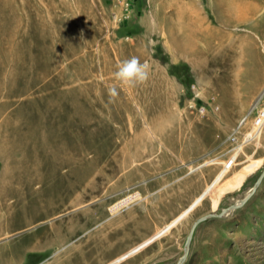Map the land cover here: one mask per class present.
<instances>
[{
  "label": "rangeland",
  "instance_id": "374dc122",
  "mask_svg": "<svg viewBox=\"0 0 264 264\" xmlns=\"http://www.w3.org/2000/svg\"><path fill=\"white\" fill-rule=\"evenodd\" d=\"M27 1L29 23L2 31L9 59L2 63L0 257L56 264L65 256L67 263L85 236L29 258L26 249L93 209L158 226L118 257L122 264H176L194 222L239 202L264 170V82L235 120L234 110L215 109L231 77L264 76V0ZM133 56L148 62L147 80L112 97L113 73ZM152 88H169L168 101L151 102ZM225 132L229 140L216 147ZM204 148L214 154L197 157ZM52 186L56 196L76 188L80 202L51 201L45 189ZM183 264H264V178L244 206L197 225Z\"/></svg>",
  "mask_w": 264,
  "mask_h": 264
},
{
  "label": "crops",
  "instance_id": "0c3cea01",
  "mask_svg": "<svg viewBox=\"0 0 264 264\" xmlns=\"http://www.w3.org/2000/svg\"><path fill=\"white\" fill-rule=\"evenodd\" d=\"M29 8L30 6H28L27 0H0V23L1 22L6 23V27L5 25L0 26V30H1L0 31V108H6V105L8 103V81L7 80L5 81V75L2 71L3 69L2 63L4 58L9 59V48H8V44L6 46V41H7L6 33L2 31H9V28L13 30V22L14 25L16 22V27L14 31H18V28L20 26L29 23L30 17H28L29 15L27 14L29 13ZM38 18L39 21L37 23L40 24L41 23L40 15H38ZM48 21H50V19ZM44 22L45 19L42 21V23ZM42 25L45 26V24ZM15 37L17 36L15 35ZM245 72H246L245 73L246 76L244 77V80L242 82L236 80L234 76L231 77L230 88L221 89L219 104L217 103L218 105H215V109L217 110H219L220 107L221 109L223 108V110L224 109L234 110L235 113L232 114L234 120L238 116L237 114L238 111L240 112L247 111L251 107L255 98L259 94L260 89L262 88L264 82V76L254 77L252 72H250L249 70H246ZM240 77L243 78L242 75ZM160 89L161 92L159 93L157 92V90H159L158 88L150 89L151 102L158 104L160 102L163 103V101L164 102L168 101L169 88L168 89L160 88ZM136 96L139 97L138 95ZM143 96L140 97V100L144 101L145 99ZM166 110H168V108ZM262 110H264V108ZM257 119L258 118L254 119L250 129H252L255 125H257V121H256ZM234 124L235 122H230L229 125L233 126ZM208 130L209 129H207V132L205 130V132L208 133ZM210 131L211 130H209V132ZM231 132L228 133L225 132L226 134L225 137L223 136L220 137V135H218L217 136L218 142L215 144V146L220 147L221 145L226 143L229 140V137L231 136ZM249 133L250 132H248V134ZM247 139L249 138L247 137V135H245L243 140H247ZM211 152L212 151H209V149L204 148L203 153H198L197 157L200 156L199 158L201 157L204 158L211 154H214ZM218 154L220 155L219 157L222 158L227 153L226 154L218 153ZM52 187H53L52 189L50 188L45 189L47 192L46 196L51 201H57V204L59 201H64V204L67 205H77V203L80 202L79 199L77 200L78 192L76 188H73L71 191L67 190L66 188L63 190L62 194L58 193V195L56 196L57 192L55 191L56 190L55 186ZM89 203H90L89 206L91 207L94 204V202H89ZM126 215L127 213L125 215H122L121 217H115L109 214H104V212H100L99 214L95 215L94 210L89 209L84 216H81L79 218V215H77L66 222H61L55 225V227H52L50 230H47V232H44V234L37 241V244H33L32 246H30V248L26 249L27 257L29 255L37 256L42 253L49 252V250L54 247L58 248L62 245L63 242H65L66 239H68V243H69V242H73V238L75 237L77 238L80 236H85V241L81 242L80 246L78 245L77 247H73L71 249L70 254L72 256L70 257V261L64 263L63 260H65L66 257L61 256L59 259L60 261H57L56 264H109L110 262L117 259L121 255H124L125 253L129 252L131 249L135 248L136 246L140 245L147 239L151 238L157 231H159L158 226L155 224V222H153L154 226L153 225L151 226L149 220L142 221L138 219L139 216H136L135 218V216L131 217L129 215L127 216ZM50 219L51 217L44 219V221H48ZM75 221H80L81 222L80 225L82 223L84 224H82V227L81 226L78 227L79 225L68 224L71 222L75 223ZM0 236H5V235H0ZM111 239L113 240L112 242H110ZM111 244H113L112 246L114 247L110 248ZM8 260L9 257H6L5 260H2V258L0 257V264H5V263L13 264L12 262L8 263ZM2 261H5V263H1ZM125 261L126 260L122 261L119 264H122ZM21 264H35V262L31 263V262L23 261ZM39 264L42 263L40 262Z\"/></svg>",
  "mask_w": 264,
  "mask_h": 264
},
{
  "label": "clouds",
  "instance_id": "9594fccd",
  "mask_svg": "<svg viewBox=\"0 0 264 264\" xmlns=\"http://www.w3.org/2000/svg\"><path fill=\"white\" fill-rule=\"evenodd\" d=\"M114 82L109 88L110 95L116 97L118 89L123 87H135L147 80L149 76V64L141 62L136 56L125 59L113 73Z\"/></svg>",
  "mask_w": 264,
  "mask_h": 264
},
{
  "label": "water",
  "instance_id": "95a60500",
  "mask_svg": "<svg viewBox=\"0 0 264 264\" xmlns=\"http://www.w3.org/2000/svg\"><path fill=\"white\" fill-rule=\"evenodd\" d=\"M264 178V170L262 171V173L259 175V177L257 178V180L255 181L254 185L252 186V188L250 189V191L247 193V195L242 199L240 204H233L231 206H229L228 208L223 209L221 212L219 213H212V214H208L205 216L200 217L199 219H197L194 224L192 225L191 229L189 230L184 246H183V254L181 256V258L179 259V261H177L176 264H183V262L186 260L187 256H188V251H189V244L190 241L192 239L193 233L195 228L197 227L198 224L206 221L207 219L210 218H222L224 216H226L227 212H231L234 210H237L239 208H241L242 206H244L247 201L254 195V193L256 192V189L258 188V186L260 185V183L262 182Z\"/></svg>",
  "mask_w": 264,
  "mask_h": 264
},
{
  "label": "bare ground",
  "instance_id": "6f19581e",
  "mask_svg": "<svg viewBox=\"0 0 264 264\" xmlns=\"http://www.w3.org/2000/svg\"><path fill=\"white\" fill-rule=\"evenodd\" d=\"M197 50V49H196ZM198 53V52H197ZM191 54V53H190ZM152 84V83H151ZM119 92V91H118ZM127 92V91H126ZM119 93H121V92H119ZM119 96V95H118ZM122 96V95H121ZM121 99V98H120ZM125 101H126V99H125ZM132 106V105H131ZM161 117V116H160ZM143 118H144V116H143ZM155 118V117H154ZM154 119L152 118V121H153ZM145 121V120H144ZM155 121V120H154ZM149 126V125H148ZM148 133H149V131H148ZM147 133V134H148ZM138 135V134H137ZM136 136V135H135ZM141 136V135H140ZM139 137V136H138ZM147 137H149V135L147 136ZM151 138V137H150ZM149 139V138H148ZM131 143H133V142H131ZM140 144V143H139ZM142 145V144H141ZM129 146V145H128ZM70 149V148H69ZM130 149V148H129ZM68 151V150H67ZM74 151V150H73ZM123 151V150H122ZM71 152V151H70ZM67 153V152H66ZM125 153V152H124ZM134 153V152H133ZM78 155V154H77ZM173 158V157H172ZM125 159V158H124ZM123 159V160H124ZM125 162H126V160H125ZM66 164H68V163H66ZM70 164V163H69ZM93 164V163H92ZM149 169V168H148ZM104 178V177H103ZM198 184V183H197ZM93 188H94V186H93ZM92 189V188H91ZM90 191H92V190H90ZM89 194V193H88ZM137 197V195H132V196H128L127 198H124V199H122V200H120L119 202H117L115 205H113L112 207H110V211H111V213L113 214L117 209H119V208H121V207H123V206H125V205H127L128 203H130V202H132L133 201V199H135ZM204 197V195L202 194V195H200L190 206H188L180 215H178V217L177 218H174L173 219V223H174V225H175V223L177 224V223H179L183 218H185L186 217V215L188 214V213H190L193 209H194V207L195 206H197L198 205V203L200 202V200L202 199ZM78 200V199H77ZM76 200V201H77ZM241 201H242V199L239 201V202H237L236 204H240L241 203ZM172 210V209H171ZM134 211V210H133ZM173 212V211H172ZM231 212H227L226 213V216L227 215H229ZM173 214V213H172ZM174 217V216H173ZM173 223H172V226H173ZM140 226V225H139ZM169 226H170V223L168 224V225H166V227H164L163 229L164 230H169L168 228H169ZM143 227V226H142ZM119 231V230H118ZM120 232V231H119ZM118 232V233H119ZM129 232H131V231H129ZM129 236V235H128ZM130 237V236H129ZM117 238H118V236H117ZM121 238V237H120ZM126 238V237H125ZM124 238V239H125ZM123 239V240H124ZM112 242V241H111ZM131 242V241H130ZM128 244V243H127ZM111 245H113V244H111ZM110 245V246H111ZM114 247V246H113ZM124 247V246H123ZM125 248V247H124ZM119 250V249H118ZM112 253V252H111ZM118 253V252H117ZM110 254V253H109ZM116 255V254H115ZM119 255V254H118ZM114 256V255H113ZM122 262V260L120 261V258H117V259H115V260H113L112 262H110L111 264H119V263H121ZM127 262V261H126Z\"/></svg>",
  "mask_w": 264,
  "mask_h": 264
},
{
  "label": "trees",
  "instance_id": "16d2710c",
  "mask_svg": "<svg viewBox=\"0 0 264 264\" xmlns=\"http://www.w3.org/2000/svg\"><path fill=\"white\" fill-rule=\"evenodd\" d=\"M172 68L175 69V66H170V67H169V71H170L171 74H174V73H173L174 71H173Z\"/></svg>",
  "mask_w": 264,
  "mask_h": 264
},
{
  "label": "built area",
  "instance_id": "2783aa9c",
  "mask_svg": "<svg viewBox=\"0 0 264 264\" xmlns=\"http://www.w3.org/2000/svg\"><path fill=\"white\" fill-rule=\"evenodd\" d=\"M233 140H235L234 138H232Z\"/></svg>",
  "mask_w": 264,
  "mask_h": 264
}]
</instances>
